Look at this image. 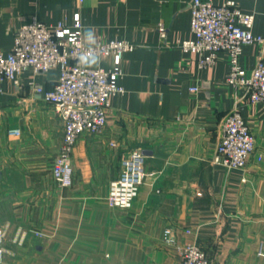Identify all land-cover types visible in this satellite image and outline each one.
<instances>
[{
  "label": "crops",
  "instance_id": "0c3cea01",
  "mask_svg": "<svg viewBox=\"0 0 264 264\" xmlns=\"http://www.w3.org/2000/svg\"><path fill=\"white\" fill-rule=\"evenodd\" d=\"M221 4L227 0H214ZM264 33V0H234ZM191 0H0V48L8 53L18 28L37 19L56 23L80 11L82 37L94 44L120 38L136 43L123 54L107 121L83 132L72 153L74 182L57 184L51 167L64 121L43 92L60 70H24L0 92V264H178V244L197 242L215 264H264V102L227 82V51L200 67L179 42L192 39ZM166 27L161 36L159 24ZM262 53L243 47L247 74ZM88 67L114 66L112 55L82 59ZM197 86L196 91L190 90ZM255 138L246 167L227 168L213 156L221 122L233 107ZM18 127L19 136L8 129ZM115 143V144H113ZM145 153L147 175L133 205L111 207L109 184L127 154ZM261 155V159H258ZM172 227L176 243L164 241ZM190 229L191 232H187Z\"/></svg>",
  "mask_w": 264,
  "mask_h": 264
},
{
  "label": "built area",
  "instance_id": "2783aa9c",
  "mask_svg": "<svg viewBox=\"0 0 264 264\" xmlns=\"http://www.w3.org/2000/svg\"><path fill=\"white\" fill-rule=\"evenodd\" d=\"M190 7L194 37L180 41L179 47L196 53L200 67L214 63L221 51H227L230 62L227 82L245 89L251 102H264V33L254 32V14L243 12L234 0L221 4L214 0H191ZM82 29L80 11L74 12L70 21L45 23L32 19L18 28L8 53L0 48V92L6 79L19 84L24 70L42 72L53 67L60 70V79L52 88L37 87V91L43 92L64 121L62 142L51 167L54 181L61 186H71L74 182L72 153L79 135L103 130L112 95L124 91L118 83L122 56L136 47V43L120 38L87 44ZM159 30L164 37L163 23L159 24ZM254 43L261 46L262 53L252 72L247 74L241 65V55L245 45ZM94 55H112L114 66L106 69L82 64L84 57ZM197 89L190 87L192 91ZM8 134L19 136L21 129L10 128ZM255 147V138L236 105L222 119L213 161L227 168H244ZM145 158L141 149H134L124 157L119 176L109 184L106 195L109 206L128 209L133 205L145 177L156 173L145 170ZM257 158L261 159V155ZM3 238L0 229V260L4 255ZM163 238L167 243H176L172 227L165 228ZM177 249L181 257L178 264H215L197 242L178 244ZM259 254L264 256L263 243Z\"/></svg>",
  "mask_w": 264,
  "mask_h": 264
}]
</instances>
